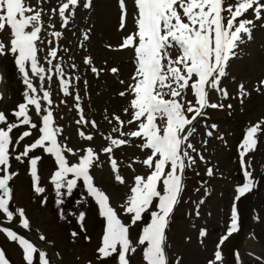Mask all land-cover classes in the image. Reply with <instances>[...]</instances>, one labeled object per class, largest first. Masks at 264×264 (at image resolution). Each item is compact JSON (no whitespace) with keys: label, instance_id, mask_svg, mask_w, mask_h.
I'll return each mask as SVG.
<instances>
[{"label":"snow or ice","instance_id":"6c2138e0","mask_svg":"<svg viewBox=\"0 0 264 264\" xmlns=\"http://www.w3.org/2000/svg\"><path fill=\"white\" fill-rule=\"evenodd\" d=\"M117 6L118 31L124 34L119 43H109L107 47L132 52V68L126 78H122L119 66H109L107 60L103 66L96 65L87 47L92 27L78 28L75 23L79 13L94 10L95 0H0V34H5L0 38V56L13 58L24 86L21 101L11 109L13 119L9 120V115L0 110V218L11 222L18 216L20 225L30 228L25 209L12 207L15 199L12 182L19 175V169L12 168V161L27 162L33 192L44 194L47 189L40 184L38 172L42 156L35 154L39 150L53 158L49 181L57 204L63 205L65 197L82 187L86 190L84 196L98 206V214L105 221L95 249L100 264H107L109 259L115 264H132L137 249L142 264H184L182 256L172 254L168 232L184 199L186 172L202 163L204 175L212 178L217 167L206 155L209 139H219L228 146L219 125L208 122V109L232 110L233 105L225 104L224 100L233 95L241 105L253 91L264 95V76L248 88L237 81L232 71L240 45L252 39L255 22L264 27V0H132L130 29L127 0H117ZM66 30L73 36L76 31L80 33L76 48L83 54L79 61L72 54L70 41L61 44V40H67ZM89 73L96 78L102 73L111 74L122 85L115 91L116 96L126 101L120 112L109 113L104 109L102 113L109 125L107 132L85 111L84 101L91 98ZM3 79L0 73V81ZM4 98L5 94L0 92V102ZM68 98L72 100L71 106ZM60 105L76 112L69 121L76 126L79 141L76 145L65 134L66 125L57 122L65 118L63 113H57ZM22 126L25 130L14 134ZM33 131L37 136L23 144L22 151H17L21 141L32 137ZM96 137L104 143L97 146ZM262 138L264 116L248 122L237 145L243 182L235 186L225 231L211 249L205 242L210 230L196 224L202 217L207 188L185 213L196 233V243L207 253L203 264H225L223 246L240 229L237 202L259 187L251 168V154ZM127 148L138 149V154L127 156ZM106 165L113 182L126 189L118 202L97 183L95 170H103ZM40 203L46 204L47 198L42 196ZM80 203L83 207L84 201ZM145 214L150 217L149 222H145ZM206 214L210 216L211 212ZM68 215L84 228L86 211L68 210ZM61 218L66 220L67 216L62 212ZM254 219L261 221L258 213H254ZM141 224L134 240L131 230ZM0 231L18 243L25 264H62L58 253L50 257L11 227L0 224ZM70 236L75 241L79 233L71 231ZM252 236L255 238L254 233ZM38 238L46 239L43 235ZM84 239L91 237L84 235ZM184 240L191 244L192 234H185ZM233 256L240 264L238 249ZM0 264H11L2 247Z\"/></svg>","mask_w":264,"mask_h":264},{"label":"rangeland","instance_id":"374dc122","mask_svg":"<svg viewBox=\"0 0 264 264\" xmlns=\"http://www.w3.org/2000/svg\"><path fill=\"white\" fill-rule=\"evenodd\" d=\"M110 1L113 8H115L116 15L114 20L116 25L113 24L116 29L119 19L118 6L116 0H108V2ZM226 2H234V0H226ZM87 18L88 15L85 13L81 17L77 16L75 23L76 25L79 24L78 28L91 26L87 23ZM249 18H251V13H249ZM255 23L256 26L252 32V39L240 45V54L232 62V71L237 81L240 80L239 77H247L245 86L248 88H252L257 80L261 76H264V27L261 26V22L259 21ZM73 31L75 30L73 29ZM123 34L121 31L117 38H109L107 33L103 31L97 32L96 35L94 33L92 34L91 43L87 47L89 52L94 56L97 66H103L105 60L108 61L109 66H119L116 61V54L113 50L108 49L107 45L109 43L112 45L119 43ZM4 35L0 34V38H3ZM79 35V31H76V35L73 36L71 31L66 30L65 36L67 40H61L62 44H66L68 41L71 42L72 54L76 55L77 61H79L80 55L83 54L78 53L76 48L77 37ZM129 53L131 54L132 52L129 51ZM129 53L124 55H129ZM0 72L4 76V79L0 81V92L5 94V98L0 102V110L5 111L9 115V120H12L13 117L10 114L11 109L21 101L24 86L18 70L14 65L13 58L10 55L0 56ZM255 72L260 73L259 76H255ZM108 75V73H102L100 77H103L101 79L100 77L87 76L90 85L88 94L91 98L90 100L86 98L84 101L86 113L95 118L99 122L101 129L105 132L109 130V125L102 118L103 110L107 109L109 113L113 111L119 113L121 106L126 103L124 99L118 103L111 102L116 99L115 91L122 88V85L116 82L118 85L109 91L107 83L112 78L115 80V77L110 74L112 77L110 78ZM249 76L250 78H248ZM105 81L106 83H104ZM90 82L92 83V88ZM53 87L55 88V84ZM81 87L83 89V85ZM231 90L234 91V89ZM81 94L84 95V90H81ZM68 103L71 106V98H68ZM224 103H231L233 105L232 110H228L227 108L223 110L208 109L210 116L208 122H215L219 125L220 131L225 133L228 146L225 147L219 139H209L206 155L210 162L217 167V171L212 178H208L204 175L205 165L202 163L199 164V167L187 171V186H189L190 191L184 192V199L181 200L178 206L177 212L175 213L176 218H173L170 231L168 232L169 248L173 255L183 257L184 264H203L204 257L207 255L196 243V233L190 228L189 219L185 213L193 207V202L199 196L203 195L205 188H207L208 195L205 197L206 203L201 207L202 217L196 220V224L197 226L203 225L210 230V235L205 242L208 244V248L211 249L213 242L225 231L227 223H224L222 226L223 215L224 211L227 215L230 213L235 186L243 182L237 145L242 139L248 122L264 116V95L257 94L254 91L250 98L245 99L243 105L239 103L234 95L230 99L224 100ZM57 113H63L65 116L63 120H58L57 122L66 125L65 134L72 137L70 143L73 145L78 144L79 141L75 136L76 126L69 124V121L76 116L75 110L60 105ZM33 119H36L34 115ZM197 127L200 128L199 125ZM24 130L25 128L22 126L14 130V134L18 135L19 132ZM200 130L202 131V129ZM36 136L37 133L33 131L32 137L25 138L21 141V146L17 151H22L23 144L29 143ZM94 143L99 146L104 141L100 137H96L94 138ZM35 154L42 156L41 161L38 162V172L40 184L47 189L44 194H35L33 192L27 162L18 163L15 160L12 161V168L19 169V175L15 179V183L12 182V186L14 187V192L18 187L22 191L18 201L16 203L13 202L12 207H23L26 210L28 206L32 205L29 210L31 214L29 216L27 215L30 220V228H23L19 223L20 218L18 216L14 217L11 222L0 218V224L11 227L18 234L24 235L26 238L32 240L41 250H45L50 257L53 253H58L59 257L62 258V264H86L89 260L92 261V264H100L96 259L95 249L100 242L105 221L98 214V206L91 198L84 196L86 190L82 187L75 189L71 196L65 197L63 205L57 204L55 193L49 181V175L54 169L53 158L39 150H35ZM133 154H138V149H126L127 156ZM119 155L117 153V156ZM101 159H104L103 155ZM137 168L139 170L138 165ZM251 168L254 170V176L259 180V187L238 201V208L242 213L241 219L244 225L242 231L238 235L234 234V236L230 237L228 242H225L223 246V250L225 251V264H237L236 259L231 255L233 246H237L239 250L240 264H264V138H262L257 150L251 154ZM123 171L126 175H130L127 169ZM197 172L199 175L195 174ZM95 175L97 177V183L111 195L114 202H118L124 196L126 189L113 182L107 165L103 170H95ZM201 181H204V184H201ZM22 183L23 185L26 183V185L23 186ZM196 189H199V191L197 192ZM42 196L47 198L46 204L40 203ZM81 201H84L83 207H81ZM78 208L86 211L84 228L80 227L74 217L68 215V210H76ZM62 212L67 216L66 220L61 218ZM208 212H211L210 216L206 214ZM45 213L49 215H45ZM254 213L259 214L261 217L260 222L254 219ZM122 218L127 220V217ZM149 221L150 217L145 214V222ZM47 225L49 226L48 228H46ZM141 228L142 224L133 227L131 230L134 240ZM71 231H77L79 233L77 240L73 241L71 239ZM248 232L251 234H248ZM187 233H191L193 236L191 244L186 243L184 240V236ZM253 233L255 234V238L252 236ZM38 235H43L46 239L40 240ZM84 235L91 237V239H84ZM248 241H251L252 246L247 244ZM0 247L6 251V255L10 259L11 264H25L22 259V249L18 243L10 241L2 231H0ZM256 257H260L261 259L258 260ZM107 264H115V261L109 259ZM132 264H142L140 249H137Z\"/></svg>","mask_w":264,"mask_h":264},{"label":"bare ground","instance_id":"6f19581e","mask_svg":"<svg viewBox=\"0 0 264 264\" xmlns=\"http://www.w3.org/2000/svg\"><path fill=\"white\" fill-rule=\"evenodd\" d=\"M108 0H95V8L93 11L87 12L88 14V21L89 24L91 25L92 28H95L93 33L94 35H96L97 32H106L107 36L109 38H117L119 36L120 31H118V29L114 27L115 20V8H113L111 1L108 2ZM128 3V8H129V18H128V22L130 23V27H132V1L131 0H127ZM114 23V24H113ZM129 51H115L114 53L116 54V61L118 62L119 67L121 68L122 71V78H126L127 75L130 73L131 71V55L125 56L124 54L127 53ZM123 55V56H122ZM260 74V73H259ZM258 72H255V76H259ZM108 76H111L110 74ZM250 78V76L248 77ZM243 83L246 82L247 77L246 78H242L241 79ZM251 81V80H250ZM117 80L114 78H112V81L108 82L107 88L109 89V91H111V88H115L118 83H116ZM115 100H112V103H118L121 100H123L122 98L115 96ZM102 99V98H101ZM116 105V104H115ZM223 221H222V226L224 225L226 218H227V213L224 211V215H223ZM247 244H250L252 246L251 241H248Z\"/></svg>","mask_w":264,"mask_h":264}]
</instances>
